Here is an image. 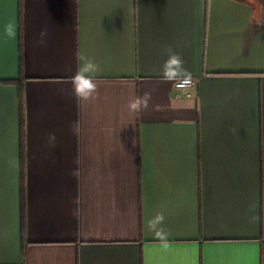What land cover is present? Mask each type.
<instances>
[{
    "label": "crops",
    "instance_id": "crops-1",
    "mask_svg": "<svg viewBox=\"0 0 264 264\" xmlns=\"http://www.w3.org/2000/svg\"><path fill=\"white\" fill-rule=\"evenodd\" d=\"M0 264H264V0H0Z\"/></svg>",
    "mask_w": 264,
    "mask_h": 264
},
{
    "label": "clouds",
    "instance_id": "clouds-1",
    "mask_svg": "<svg viewBox=\"0 0 264 264\" xmlns=\"http://www.w3.org/2000/svg\"><path fill=\"white\" fill-rule=\"evenodd\" d=\"M46 32L42 31L40 33L41 42H43V37L46 36ZM168 54V59L164 62L162 77L165 80L175 81L179 80L184 83H188L190 81V73L187 72L183 67V60L181 57L172 52V50L165 49ZM97 70L96 65L91 61L83 64L76 75L73 77V84L75 87L76 94L78 96H82L87 98L95 91V84L93 83L92 76L89 73H95ZM151 99L150 93H144L143 97H137L133 101L129 102V109L133 111H139L142 107L147 108L149 100Z\"/></svg>",
    "mask_w": 264,
    "mask_h": 264
},
{
    "label": "built area",
    "instance_id": "built-area-1",
    "mask_svg": "<svg viewBox=\"0 0 264 264\" xmlns=\"http://www.w3.org/2000/svg\"><path fill=\"white\" fill-rule=\"evenodd\" d=\"M196 85H197V81L193 78H190V81L188 83H184L179 80L175 81L176 89H178L179 91H186L187 97L191 96L190 90L194 89Z\"/></svg>",
    "mask_w": 264,
    "mask_h": 264
}]
</instances>
